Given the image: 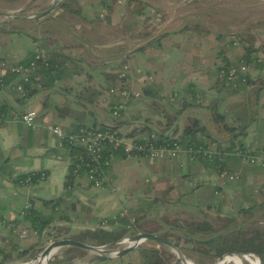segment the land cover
<instances>
[{
    "label": "crops",
    "instance_id": "0c3cea01",
    "mask_svg": "<svg viewBox=\"0 0 264 264\" xmlns=\"http://www.w3.org/2000/svg\"><path fill=\"white\" fill-rule=\"evenodd\" d=\"M103 3V0L89 1L81 6L82 18H78L81 21L67 20L63 26L55 24V17H30L28 13L22 15L24 20L19 24L18 33L13 29L0 33V60L18 62L39 48L57 65L27 99L17 95L12 88L13 82L0 84V105L5 106L6 114L10 116L32 109L39 123L36 129L11 120L0 124V249L11 251L14 257V248L19 251L33 246L32 253L52 240L47 231L38 238L22 220L21 212L27 202L49 213L51 209L42 201L62 198L56 209L67 208V219L55 224L63 228L62 232L70 231L62 238L71 239L86 229H117L119 226L110 227L101 220L118 212H142L138 205L145 186H142L143 191L137 187L138 168L151 174L158 183V178L169 181L167 188L174 191L169 208L178 212L186 210L195 215L203 208L207 220L212 217V209L224 218L242 217L238 213L240 209L264 204V167L245 164L231 155L224 156L223 165L230 173L239 175L234 180L220 174L211 164L189 159L186 155L150 159L110 154L102 188H92L82 174L75 177L70 191H65L72 150L67 145H59L58 138L49 130L52 126L65 131L78 126H103L134 140L158 131L171 138L188 139L193 135L201 142L229 143L233 137L234 141L240 139L253 150L264 151V49L253 52L256 58L249 63L246 81L239 77L231 82L219 79L216 68L224 59L218 54L208 65L200 59L193 61V67L188 66L186 73L181 71L178 62H173L178 68L171 71L164 68L165 73L162 68L158 73L161 62L150 48L157 32L124 36L120 25L102 23L106 14ZM110 32L112 34H108ZM238 50L231 61H237L243 54L242 49ZM125 63L130 67L125 84L139 91L141 96L131 99L120 116L113 117L110 110L115 97L108 95V90L118 82V73ZM205 89L207 94L203 93ZM174 93L177 96L169 104L168 98ZM214 112L225 117L227 128L215 120ZM196 120L204 126L205 132L184 136L185 127ZM240 130L242 135L239 133L235 138ZM36 172L44 173V178L31 187L17 183L18 177ZM145 182L151 181L146 178ZM262 209L264 207L254 210L251 215ZM146 219L143 214L140 222ZM9 222L30 231L33 239L25 245L21 243L24 238L5 226ZM136 230L150 229L139 225ZM90 264L100 263L91 261Z\"/></svg>",
    "mask_w": 264,
    "mask_h": 264
},
{
    "label": "rangeland",
    "instance_id": "374dc122",
    "mask_svg": "<svg viewBox=\"0 0 264 264\" xmlns=\"http://www.w3.org/2000/svg\"><path fill=\"white\" fill-rule=\"evenodd\" d=\"M57 1L0 0V33L5 32L6 29H13L18 33L19 24L24 20L22 15L45 11L51 5L53 7L48 11L53 15L48 17H55L54 20L57 26H63L67 20L75 21L82 18L81 12L77 14L56 7ZM89 1L91 0H73L71 5L81 8ZM103 2L106 4L107 9L106 14L101 19L102 23L120 25L124 36L136 37L144 34L145 31L148 33L157 32L150 48L154 49L153 55L161 62L162 67H158V73L162 68H168L169 71L178 68L173 65V62H178L181 71L186 73L188 66L193 67V61L198 62L199 59L202 60L204 65L210 64V59L214 56L217 57V54L220 58L234 59L238 55L235 51L241 50L243 45H252L253 47L263 45L264 48V0H103ZM236 37H239L240 41L232 46L228 45L229 40ZM210 43H213L214 46H211ZM163 62L164 65L162 64ZM163 73H165V69ZM203 93L207 94L208 90L205 89ZM101 109L104 110L103 108ZM106 115H108L107 112ZM136 173L139 174L137 187L143 191L142 186H145L138 205L142 212L138 210L139 212L134 211L133 213V216L138 214L147 216L146 220L139 223L140 227L148 226L150 230H158L172 241L179 236V233L172 231L174 228L172 226L168 227L167 222L183 224L184 222H191L194 218L199 220L205 218L204 212L206 210H202L203 208L199 210L200 212H196L195 215H190L189 211L186 210L178 212L169 208L172 205L170 202L174 197V191L168 190L169 181L167 179L158 178V183L151 174L140 168L136 170ZM146 178H149L151 182H145ZM127 193L129 194V192ZM155 198L156 200H153ZM212 210L213 213L209 222L214 227L220 228L224 224L225 218L218 215L216 210ZM242 220H251L252 226L264 230V209L253 216L246 215L244 218L242 217ZM163 228L166 229L163 230ZM117 230L127 234L130 229L119 226ZM69 232L63 231L57 235L62 238L65 235L67 236ZM79 233L73 237L78 236ZM27 234V238L21 239V243H24V245L33 239L30 231H27ZM205 236L210 235L206 234ZM60 238L56 237V239ZM45 239H48V237ZM52 240L49 239V241ZM181 240L180 243L184 244L183 239ZM154 242L156 241L148 240L141 245L162 250L165 256H168L169 264H174L172 258L178 260L179 263L177 264H182L172 249L168 246L160 245L159 242H156L157 244ZM66 248L57 249L49 259L48 264H62L60 261L65 258ZM189 248L183 247V249H179L190 260L201 262L213 260L201 259L198 252ZM73 253L71 256L75 255V252ZM94 256L98 255L90 250H85V254L81 258L82 261L74 264H90ZM142 256L143 250L133 249L120 258L110 259L109 261L103 260L102 264L140 263ZM1 257L2 254L0 252V259ZM235 257L237 256H231V260L225 261L224 264L252 263L250 260ZM29 261L28 257L15 256L6 264H25L29 263Z\"/></svg>",
    "mask_w": 264,
    "mask_h": 264
},
{
    "label": "trees",
    "instance_id": "16d2710c",
    "mask_svg": "<svg viewBox=\"0 0 264 264\" xmlns=\"http://www.w3.org/2000/svg\"><path fill=\"white\" fill-rule=\"evenodd\" d=\"M71 4H73V0H58L56 7H59L61 9H66L69 12L80 14L81 8L74 7ZM103 7L107 9L106 4L104 3H103ZM48 13L49 11L43 14H40V12H38V13H35L34 17L37 16L40 18H47ZM236 38H239V37H236ZM233 40L234 38L230 39L228 42V45L232 46L234 44ZM239 41H240V38H239ZM263 49H264L263 45H260L258 47H253L252 45H243L242 46L243 54L239 56L237 61H231L227 57H224L223 58L224 63L217 66L216 73L218 74L217 71L219 68L223 66L226 67L231 64H236V62L240 60H243L248 64L250 62L255 61L256 56H254L253 52H256L258 50L262 51ZM32 59H34V50H32V53L31 52L28 53L27 56L20 59L18 62L26 64ZM47 60H48L47 65H45L42 62H40V65H39L38 72L41 75L40 82L42 78H44L54 68H56L55 66H57L56 62H53L52 59L48 56V54H47ZM240 76L241 75H239L238 77L240 78ZM15 78H17V74L14 72L8 71L5 75L1 77L0 84L2 85L6 83L10 84L9 82H13ZM218 78L222 79L223 81H226L222 77L220 78L218 76ZM246 80H248L247 74H246ZM114 87L115 88L120 87L119 80L118 82L114 83ZM37 89L38 87H34L30 89L28 95L30 96L31 94L36 92ZM0 111L6 112V108L4 105H0ZM111 114H112V111H111ZM213 116L215 120L224 123L223 124L224 127L227 128V124L224 122L225 120L224 116H222L221 114L217 112H214ZM90 128H93V127H90ZM98 128L111 129V128L103 127V126H100ZM232 130L233 129H230L229 131H232ZM242 130H240L237 134H235L234 137L236 138L239 135V133L240 135H242L243 133ZM134 131H136V129ZM197 131L205 132L204 126L201 125L198 122V120L194 121L189 126H186L183 131V135L186 137H189L193 132L196 133ZM156 133L159 135L161 140L171 139L170 136H166L161 131H158ZM176 139L180 140V142L184 145H191V144L206 145L209 143V142H201L199 140H196L193 138V135L190 136V138L188 139H180V138H176ZM230 139L231 141L229 143H226L228 144L229 150H232L235 145L245 146L242 143V140L240 139L238 141H234L233 137ZM210 143L221 144L224 142L210 141ZM69 148L72 150L73 158H72L71 164L69 165L68 173H67L65 183H64V188L67 193L70 191L69 189L73 185L75 181V177H77L78 175L85 174L83 168H79L75 171L76 165L78 164V161H79L78 157L84 154L82 148L79 146H69ZM110 154H114L115 156L121 155V157H127L126 153L121 147L114 150L110 146H106L104 153H103L104 158L108 159ZM203 161L211 164V166L215 170H217L219 173L222 169H225L223 165L224 158L222 159L221 162L218 161L217 158L213 160H203ZM106 166L107 165H104V168ZM226 172L228 174H237L234 172L230 173L227 170ZM26 176H31L32 180L34 181L36 177L38 176V173L36 172V173H30L27 175H22L16 179L17 183H19L20 180H22ZM61 201H62V198L53 199V200H43L42 203L48 205L49 208L51 209V212L49 213L41 212L33 207L26 209L25 211L26 213L23 216L22 220H25L28 223L30 229L32 230V232H35V235H37L38 238L41 237V235L45 231H47L48 236L51 237L52 239L58 237L57 234L59 232H62L63 228L55 224L56 222L64 221L65 219H67L66 218L67 208L60 207L59 209H56L57 206L61 205ZM261 207H264V204H261L259 206H250L244 209H240L238 213L242 214L243 218L246 215L252 216L251 214L254 212V210L261 208ZM142 217L143 215L133 218V214L131 212H128L127 214L118 212L113 216L104 218V220H101V222H103L104 225H107L110 227L124 226L127 228H131L130 231L127 233L129 234L132 231L133 232L136 231V227L137 226L139 227V222H140V219H142ZM242 217H238V216L226 217L224 219L225 220L224 224L220 228L214 227L211 224V222H209V220L205 218L203 220H198V221L192 220L191 222H184L183 224H180L179 222H177L176 224L167 222L166 224L168 227L172 226L174 228V230L172 231H176L177 233H179L178 234L179 236L172 240L173 243L180 249H183V247L189 248L190 246L189 249H193L194 251L198 252L200 254L199 256H201V259L206 258V259L212 260L226 253L255 254L256 256L259 257L261 264H264V230L256 226H252L253 224H251V220H242ZM9 223H12V222H9ZM12 224H15V223H12ZM127 234H124L118 231L116 228L114 229L112 228L111 230H108V229L99 227L94 230H90V229L83 230L79 233L78 236L75 237V239L78 241L84 242L86 244L97 246V245H102V244L109 243V242H114ZM206 234H209L210 236H205ZM181 239H183V241L185 242L184 244L180 243V241H182ZM160 245H163V244H160ZM14 249L13 250L15 251L16 256L29 257L31 250L33 249V246L28 247L23 250H19V251L17 250V248H14ZM137 249L143 250V256H142V260L140 263H134V264H169L168 256L167 255L165 256L163 251L156 247L140 245ZM0 252L2 254L0 264H6L14 257L11 251L6 252L4 251V249H0ZM73 252H75V255L71 256ZM84 254H85V250L79 247L70 246L66 248L65 258H63L60 262H62V264H74V263H77L84 256ZM103 260L109 261L110 259H107L105 257L98 255V256H94L92 261L102 264ZM172 260L174 264L179 263L178 260L176 259L172 258Z\"/></svg>",
    "mask_w": 264,
    "mask_h": 264
},
{
    "label": "built area",
    "instance_id": "2783aa9c",
    "mask_svg": "<svg viewBox=\"0 0 264 264\" xmlns=\"http://www.w3.org/2000/svg\"><path fill=\"white\" fill-rule=\"evenodd\" d=\"M29 16L34 17L35 13H31ZM238 42L239 38L233 40V43ZM40 62L45 65L48 64L46 51L39 48L34 49V59L26 64L8 62L2 59L0 60L2 70L0 73V81L1 77L8 71L16 73L17 80L13 81L12 88L20 98L27 99L29 97V90L36 87L40 82L41 75L38 72ZM129 70V65L127 63L123 64L118 73L120 87L115 88L113 85V87L108 90V95L115 97L111 106L112 115L114 117L120 116L121 110L128 106L131 99L141 96L139 91L133 90L125 84L126 79H128ZM248 70L249 64L240 60L236 62V64L219 68L217 75L228 82L241 75V80L245 81ZM148 78L151 79V76L148 75ZM176 96V93L172 94L168 98V103L172 104ZM9 120L20 122L31 129L39 127L37 113L32 109L21 113H12L10 116H8L6 112L0 111V124ZM49 130L58 138L60 146H79L82 148L84 154L78 157L79 161L75 171L79 168H83L90 186L96 189L102 188L105 181V177L103 176L104 165L109 163V160L103 156L106 146H110L114 150L121 147L127 157L142 156L150 159H174L181 155H186L189 159L213 160L217 158V160L221 162L224 156L233 155L245 164L264 167V151H256L247 146L235 145L232 150H229L228 144L226 143L216 144L209 142L206 145H184L176 138L161 140L156 132H152L142 139L134 140L128 139L126 136L111 129L90 128L85 126H78L70 131H65L58 126H52ZM220 173L230 180L238 177L237 174H228L225 169H222ZM43 178L44 173H38L34 181L31 176H26L20 180V185L31 187L35 182ZM31 206V203L27 202L24 210L21 212V216H24L26 209ZM5 226L19 238H26L28 235L25 229L21 230L16 224L5 223ZM33 233L35 234V232Z\"/></svg>",
    "mask_w": 264,
    "mask_h": 264
},
{
    "label": "water",
    "instance_id": "95a60500",
    "mask_svg": "<svg viewBox=\"0 0 264 264\" xmlns=\"http://www.w3.org/2000/svg\"><path fill=\"white\" fill-rule=\"evenodd\" d=\"M53 7L51 5L48 9L45 11L40 12V14L46 13L48 10H50ZM153 240L156 242H159L160 244L165 243L167 244L172 250L176 251L181 259L184 262H191L192 264H221L218 263L223 257L225 256H246L250 255L255 258H257L261 264V261L258 256L255 254H239V253H226L218 258H214L212 261L209 262H201V261H193L187 258L181 250L173 244V242L169 239L168 236H166L164 233L158 231V230H139V231H132L129 234L121 237L120 239L114 241L105 243L102 245H90L86 244L84 242L71 239V238H60V239H54L52 241H48L44 243L42 246L34 250L30 256L28 257L29 264H33L36 256L44 250L50 249L51 247L57 246V247H79L84 250H90L92 252H95L97 255L105 257L107 259H114L122 257L123 255H126L128 252H130L133 249H137L143 242ZM116 246V248H114ZM116 249V250H114ZM48 264V262L46 263Z\"/></svg>",
    "mask_w": 264,
    "mask_h": 264
},
{
    "label": "bare ground",
    "instance_id": "6f19581e",
    "mask_svg": "<svg viewBox=\"0 0 264 264\" xmlns=\"http://www.w3.org/2000/svg\"><path fill=\"white\" fill-rule=\"evenodd\" d=\"M163 245L165 246H168L167 244L165 243H162ZM169 247V246H168ZM60 247H57V246H54V247H51L50 249H47V250H44V251H41V253H39L35 260H34V263L33 264H46L49 259L52 257V255L54 254V252L59 249ZM170 248V247H169ZM171 249V248H170ZM116 250V249H114ZM174 251V250H173ZM177 255V258L181 261L182 264H192L191 262H184L181 257L179 256V254L174 251ZM231 256H234V255H231ZM231 256H225L223 257L218 263H221V264H224L225 261L227 260H231L230 257ZM235 258H241V259H246V260H250L252 263L251 264H260L259 260L253 256H241V257H235ZM25 264H29V263H25Z\"/></svg>",
    "mask_w": 264,
    "mask_h": 264
}]
</instances>
